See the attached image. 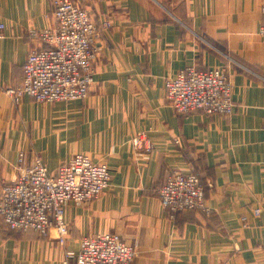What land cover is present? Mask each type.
Instances as JSON below:
<instances>
[{
	"label": "crops",
	"instance_id": "0c3cea01",
	"mask_svg": "<svg viewBox=\"0 0 264 264\" xmlns=\"http://www.w3.org/2000/svg\"><path fill=\"white\" fill-rule=\"evenodd\" d=\"M72 1L99 27L88 97L15 104L5 91L45 47L30 32L54 25V0H0V193L20 166L39 159L55 176L78 153L106 163L110 185L67 204L64 246L54 230L16 233L0 216V264H75L66 253L81 238L109 233L135 248L132 264H264V0ZM191 66L226 70L231 115L171 108L165 80ZM141 132L149 151L132 144ZM176 172L198 176L207 213L171 217L162 206L159 189Z\"/></svg>",
	"mask_w": 264,
	"mask_h": 264
},
{
	"label": "built area",
	"instance_id": "2783aa9c",
	"mask_svg": "<svg viewBox=\"0 0 264 264\" xmlns=\"http://www.w3.org/2000/svg\"><path fill=\"white\" fill-rule=\"evenodd\" d=\"M264 13V6L262 7ZM54 25L32 30L30 36L45 47L32 49L23 63V81L5 92L15 104L27 96L36 103L53 104L85 100L94 81L99 27L89 12L72 0H54ZM103 28H110L105 21ZM2 28V26H0ZM264 40V26L258 30ZM169 105L187 115L201 111L206 115L229 116L233 113V86L226 70L201 71L191 66L165 80ZM146 134L132 139L136 149H145ZM18 162H23V154ZM110 185V173L104 162L84 154H74L51 175L39 160L18 168L17 179L2 187L0 216L6 227L16 233L33 232L48 237L55 232L57 243L64 246L69 228L65 220L67 204H85L98 199ZM162 206L170 216L203 211L204 189L195 174L173 173L159 189ZM260 210H255L259 215ZM135 248L115 233L81 238L77 252H67L75 264H132Z\"/></svg>",
	"mask_w": 264,
	"mask_h": 264
},
{
	"label": "rangeland",
	"instance_id": "374dc122",
	"mask_svg": "<svg viewBox=\"0 0 264 264\" xmlns=\"http://www.w3.org/2000/svg\"><path fill=\"white\" fill-rule=\"evenodd\" d=\"M180 173V172H179ZM109 188V187H108ZM177 215V214H176ZM27 233H29V232H27ZM30 233H32V234H36V233H33V232H30ZM24 234H26V233H24ZM37 235V234H36ZM12 260H10V262H11Z\"/></svg>",
	"mask_w": 264,
	"mask_h": 264
}]
</instances>
